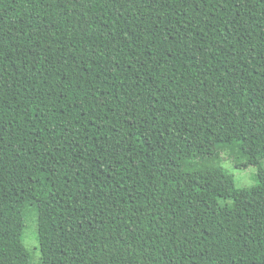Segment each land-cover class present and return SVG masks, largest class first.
<instances>
[{
    "label": "trees",
    "instance_id": "obj_1",
    "mask_svg": "<svg viewBox=\"0 0 264 264\" xmlns=\"http://www.w3.org/2000/svg\"><path fill=\"white\" fill-rule=\"evenodd\" d=\"M263 161L264 0H0V264H264Z\"/></svg>",
    "mask_w": 264,
    "mask_h": 264
},
{
    "label": "rangeland",
    "instance_id": "obj_2",
    "mask_svg": "<svg viewBox=\"0 0 264 264\" xmlns=\"http://www.w3.org/2000/svg\"><path fill=\"white\" fill-rule=\"evenodd\" d=\"M230 167L227 168L226 166ZM222 166L226 169L228 173H230L235 181V184L237 187H249L255 184L256 182V175L258 172V168L255 166H250L245 169H236L234 165L232 164H226L223 163ZM261 168L264 169V161L260 164ZM32 225V224H31ZM34 226V225H32ZM29 227V225H27ZM35 228H37V225L35 224ZM29 229V228H28ZM28 231V230H27ZM26 231L25 234V239L24 241L26 242V247L30 252L31 258H32V263L33 264H38L40 261V251H39V246H38V241H37V234L35 230V240L32 237V231Z\"/></svg>",
    "mask_w": 264,
    "mask_h": 264
}]
</instances>
